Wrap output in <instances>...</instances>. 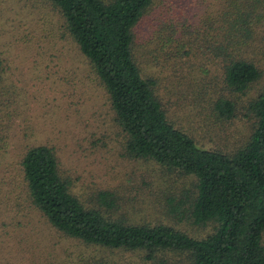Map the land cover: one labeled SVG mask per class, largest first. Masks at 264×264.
<instances>
[{"label":"trees","instance_id":"trees-1","mask_svg":"<svg viewBox=\"0 0 264 264\" xmlns=\"http://www.w3.org/2000/svg\"><path fill=\"white\" fill-rule=\"evenodd\" d=\"M46 1L103 88L125 154L159 163L186 183L155 188L151 207L203 230L160 219L137 222L108 187L78 195L54 146L34 143L19 159L29 202L62 237L95 251L80 249L75 261L60 264H118L113 250L137 253L139 264H264V67L250 56L264 41V0H215L216 11L192 30L155 15L169 32L156 40L160 49L174 45L187 54L200 40L220 61L225 89L213 99L218 122L210 130L224 139L237 135L221 146L205 145L169 117L156 79L141 73L134 31L153 0ZM238 117L243 129L232 134L230 123Z\"/></svg>","mask_w":264,"mask_h":264},{"label":"rangeland","instance_id":"rangeland-1","mask_svg":"<svg viewBox=\"0 0 264 264\" xmlns=\"http://www.w3.org/2000/svg\"><path fill=\"white\" fill-rule=\"evenodd\" d=\"M215 6V0H153L135 27L133 42L141 73L156 79L155 91L168 116L209 146L237 141V135L224 139L210 130V124L218 122L213 99L225 89L221 63L200 40L187 54L180 48L176 52L174 45L160 49L156 40L169 32L155 15L161 12L171 23L176 20L178 27L192 30ZM263 43L249 51L261 67ZM0 57V264H60L75 261L80 249L95 252L50 228L29 202L19 159L34 143L54 146L62 172L72 177L78 195L87 197L96 188L108 187L116 190L120 208L137 222L160 219L203 233L186 219L175 220L158 209L163 200L151 207L157 199L155 188L186 183L159 163L125 154L103 88L48 1L0 0ZM242 123L234 118L232 134L242 131ZM111 257L118 264L141 262L129 251L113 250Z\"/></svg>","mask_w":264,"mask_h":264}]
</instances>
